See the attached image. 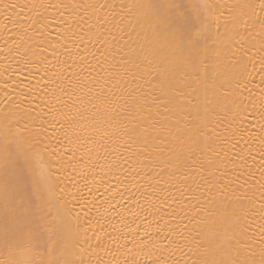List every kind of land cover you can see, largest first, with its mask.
Listing matches in <instances>:
<instances>
[{
  "label": "snow or ice",
  "instance_id": "6c2138e0",
  "mask_svg": "<svg viewBox=\"0 0 264 264\" xmlns=\"http://www.w3.org/2000/svg\"><path fill=\"white\" fill-rule=\"evenodd\" d=\"M0 41V264H264V0H0Z\"/></svg>",
  "mask_w": 264,
  "mask_h": 264
},
{
  "label": "bare ground",
  "instance_id": "6f19581e",
  "mask_svg": "<svg viewBox=\"0 0 264 264\" xmlns=\"http://www.w3.org/2000/svg\"><path fill=\"white\" fill-rule=\"evenodd\" d=\"M2 45H3V42H2V41H0V47H2ZM2 56H3V53H2V52H0V57H2ZM0 63H3V61H2V60H0ZM8 63H10V64H13V65L15 66L14 62H13V61H11V60H9V61H8ZM21 78H23V77H21Z\"/></svg>",
  "mask_w": 264,
  "mask_h": 264
}]
</instances>
